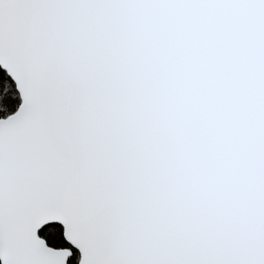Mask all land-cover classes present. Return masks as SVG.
<instances>
[{"label": "snow or ice", "instance_id": "snow-or-ice-1", "mask_svg": "<svg viewBox=\"0 0 264 264\" xmlns=\"http://www.w3.org/2000/svg\"><path fill=\"white\" fill-rule=\"evenodd\" d=\"M0 264H264V0H0Z\"/></svg>", "mask_w": 264, "mask_h": 264}]
</instances>
